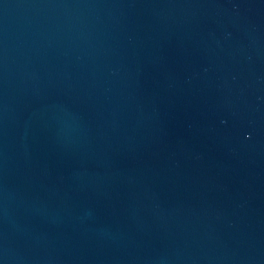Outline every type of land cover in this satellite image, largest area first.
<instances>
[{
	"label": "water",
	"instance_id": "obj_1",
	"mask_svg": "<svg viewBox=\"0 0 264 264\" xmlns=\"http://www.w3.org/2000/svg\"><path fill=\"white\" fill-rule=\"evenodd\" d=\"M0 264H264V0H0Z\"/></svg>",
	"mask_w": 264,
	"mask_h": 264
}]
</instances>
